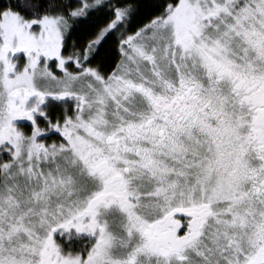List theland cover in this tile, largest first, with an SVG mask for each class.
Segmentation results:
<instances>
[{"label":"snow or ice","instance_id":"obj_1","mask_svg":"<svg viewBox=\"0 0 264 264\" xmlns=\"http://www.w3.org/2000/svg\"><path fill=\"white\" fill-rule=\"evenodd\" d=\"M0 264H264V0H0Z\"/></svg>","mask_w":264,"mask_h":264}]
</instances>
